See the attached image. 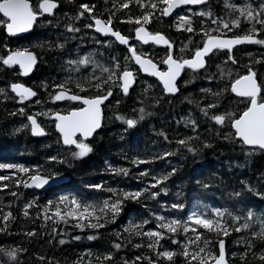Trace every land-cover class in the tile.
Returning <instances> with one entry per match:
<instances>
[{"label": "trees", "instance_id": "16d2710c", "mask_svg": "<svg viewBox=\"0 0 264 264\" xmlns=\"http://www.w3.org/2000/svg\"><path fill=\"white\" fill-rule=\"evenodd\" d=\"M120 2L123 0H117V7ZM81 3L95 5L94 12L97 15L102 13L101 19H106L109 15L105 11L106 8L113 9V0H57V10L52 15L38 17L32 31L25 37L9 38L4 27L0 26V54H6L9 49L26 48L32 51L37 59L33 73L27 78L21 77L16 67L5 66L0 62V87L5 88V93H0V163H20L29 168L32 165H40L44 170L59 172L58 177L68 178L67 183L39 193L24 188V181L30 178L29 173H21L16 169H2L0 172V175L9 177L7 180H0V185H7L0 188V228L7 225L6 232H0V245H19L26 249L27 251L22 254L23 264H57V262L84 264L86 260H90L88 264H101L100 258L108 251L113 255L111 260L104 261V264H124L125 260L133 262L134 257L142 253L155 259V255L144 246L149 242L147 237H137L124 231L130 223L147 219L149 223L142 229L146 231L149 228H156L155 216L150 213L186 218L189 211H210L213 206L232 207L239 198L232 197L231 193L233 187L240 190L241 179L250 180L256 189L264 191V179H261L264 177V152L259 149L252 151L233 140L228 135L232 130L227 122L223 126L216 125L215 122L207 120L197 106V104L203 107L207 103H217L219 112L231 111L234 114L243 110L244 99L235 97L230 91L221 93L218 97L212 95L229 84L228 76L218 79L221 73L217 65H221L225 72L232 69L231 78H235L237 74H245L250 66L256 73L258 83L264 81V47L256 43L231 49L230 54L235 59V64L227 59L229 50L222 49L214 50L206 57L204 68L183 70L177 85L178 94L175 96L164 94L156 80L143 77L140 73L136 75L135 86L127 95L113 84L112 95L103 107L102 127L91 140L86 141L91 146V151L82 157H73L70 154L71 151L76 150L74 146L71 148L62 146L51 115L36 116L46 136L39 139L30 136L27 115L30 114L31 108L39 113L48 112L50 109L63 111L77 103L67 100L52 101L48 97L50 93L54 94L59 90L51 87L53 83L59 84L68 77L75 78L73 65L68 61L78 59V51L80 54L87 53L94 47L90 46V41L81 35H93L98 41H105L94 34L91 28L84 27L85 24L92 23L87 13L79 20L75 19V13ZM224 4L223 0H209L203 8L210 9L214 16H222L226 11ZM141 12L138 5L131 1L126 9L116 11L111 27L114 26L121 31V34L128 35L129 44H135L138 50L142 48L143 51L148 52V57L156 62L157 59L165 57L167 49H160L154 45L141 46L136 43L133 40V29L136 25L121 19L125 14L137 16ZM171 20L172 18L152 19L150 25L146 27L150 31H160L165 34L173 44L174 54L184 48L187 42L188 48L184 50V55L190 57L192 50L201 41L203 33L193 34L175 30L168 25ZM68 23H72L79 31H69L65 27ZM204 25L206 28H215L207 23ZM200 26L201 24L196 22L193 28ZM246 29L247 26L241 24L239 29H233L227 35L243 33ZM257 35L259 39L264 38V34ZM190 36L191 40H189ZM108 41V46L97 45L94 48L101 49L104 63L106 58L115 56L123 65L124 56L130 55L127 53V46ZM57 45L61 46L57 47ZM199 46H202V43H199ZM99 55L100 53L97 52V56ZM99 60L97 57L96 61ZM249 61L252 63L249 64ZM158 65L163 67L162 64L158 63ZM129 66L135 68L131 61ZM207 75H212L213 79H207ZM12 82L31 87L36 92L35 100L19 101V98L10 91L9 84ZM65 87L72 92L78 91L73 83H68ZM201 89H211V92H204ZM97 91L99 90L87 88L81 94L93 95ZM36 100H40L41 103L33 105ZM154 100L158 103H154ZM141 106L148 115L139 120L135 126L128 127L123 121L116 119L117 114L136 115V110ZM21 107L24 108L23 115L19 112ZM187 118L196 121L198 127L195 133L191 124L186 126ZM22 125L27 126L22 127ZM161 132L168 136L167 141L160 135ZM184 136H198V139L190 141L197 148L196 152H187L181 147L176 155L151 159L149 163H132L134 157L149 160L165 149H176L175 140ZM169 141L172 143L170 144ZM205 141L207 147L204 146ZM50 155L58 159L49 160ZM109 166L126 168L128 174L117 175L109 170ZM173 167L176 168L175 173L152 189L158 191L163 186L168 189L166 193H159L154 199L124 200L121 211L115 218L111 216L101 218L100 228H78L77 220L72 217H68L67 222L45 219L46 215L48 217L53 215L41 211L47 201L56 202L61 196H77L85 201H96L111 195L107 191L90 187L97 183H102L105 187L128 190L144 187L145 182L151 181L153 175L166 173ZM145 168L149 170V175L138 179L139 173ZM11 173L16 175L12 176ZM16 179H20L22 183L15 184ZM198 181L207 187H202L197 183ZM29 202H31L30 206L25 209L24 205ZM177 202L184 204L185 207L171 208V205ZM66 203L67 201L60 205L62 212L65 211ZM204 205L208 208H204ZM236 206L252 207L257 212L264 211V199L253 192L245 191L242 202ZM25 211L28 215H24ZM7 212H11V217L5 221L3 215ZM228 223L230 224L231 221L229 220ZM32 230H35L34 235H26ZM197 230L202 236L198 243L202 244L203 239L207 237L215 241L214 233H209L200 227H197ZM117 232L121 234L120 237L116 236ZM90 235L94 239H87ZM242 235H244L243 230L239 233L231 231L227 236L221 237L225 241L226 259L229 264H245V261H241L238 256L231 255L232 252L244 251V245L236 243L238 237ZM77 236L80 237L79 240L73 239ZM192 238L195 240L194 236ZM61 239L64 241L63 244L59 243ZM177 239H184V234L178 231ZM113 241L123 244V247L113 249ZM161 243L165 248L177 249L175 264H185L184 257L178 254L179 244L174 245L167 238H162ZM133 244L142 246L134 248ZM258 248L259 244H257ZM212 250L218 253V245L213 243ZM38 256H44L45 259L40 261ZM48 257L52 259L49 260ZM134 264H148V262L137 261ZM247 264H259V262L249 255Z\"/></svg>", "mask_w": 264, "mask_h": 264}, {"label": "snow or ice", "instance_id": "6c2138e0", "mask_svg": "<svg viewBox=\"0 0 264 264\" xmlns=\"http://www.w3.org/2000/svg\"><path fill=\"white\" fill-rule=\"evenodd\" d=\"M204 0H136V4L142 10L140 15L132 16L125 14L121 17L122 20L126 19L130 24L135 23L134 32L138 41L143 44H147L148 41H152L156 45H167L166 55L162 59H158L154 62L153 59L147 58L148 53L137 49L135 44H129L130 37L128 35L121 34L119 29L114 26L113 19L116 16V11L120 9H126L131 3V0H123L117 7V0H113V9H105L109 13L106 19H101V15H97L94 12L95 5H89L88 3H81L78 10L75 13V19L79 20L84 17L85 13L88 14L91 21L94 23H87L85 28H93L101 34H110L122 45L127 46V53L124 56V63L115 57H111V63L109 66H104L91 58L90 53H86L84 56L79 57L77 60L68 61L70 65L76 67L73 71L79 70L81 65H92L93 71H88L81 77H68L61 81V83H53L51 87L53 89H59L55 93L49 94V99L52 101H72L77 102L70 105L67 109L61 110H49L43 113H33L27 115V121L30 122L31 132L33 135L43 134L44 128L37 122V115H44L55 118V129L59 133V139L62 140L65 146H75V151H71L73 157H82L91 151V146L85 142L84 138L93 135L94 131L101 126L102 120V103L112 95L113 84H115L125 95L129 93V88L136 79V75L140 72L148 73L158 79L162 85V91L164 93H176L177 92V77L181 75L182 70L192 69L197 70L204 68L205 57L213 50H229L227 59L236 63L232 57L231 49L233 45L241 44L243 42L256 43L264 45V39H259L257 34H264V0H244L242 3H235V0H225V7L229 10L222 16H213V13L209 11H201L196 15L204 16L211 19L212 25L215 28L204 25V21H201L199 28H193L192 20L189 16H178L180 21L175 24L177 29L183 28L189 33H203L201 41L202 46L198 45L192 50L190 57H185L184 50L188 48V43L184 44V48L180 49L178 53L173 52V44L165 34L160 31H150L147 25H150L152 19H162L167 17L180 5H199ZM57 7V0H0V26L4 27L7 33L16 34L25 32L33 27L37 17L43 16L47 13L53 14V9ZM191 11V9H189ZM72 19L71 17L69 18ZM248 24L247 29L243 33L227 35L231 33L233 29H239L241 22ZM65 27L71 31L76 32L79 29L74 28L72 23H68ZM223 30V31H222ZM215 33V34H213ZM191 40V36L189 37ZM101 43V41H97ZM104 44H109L108 40L103 41ZM61 45H57L60 47ZM7 49V45L4 46ZM36 61L34 54L25 49L16 48L9 49L6 54H0V62L5 66L18 65L21 74H27L32 71V66ZM129 61H134L138 68H132L129 66ZM158 63L163 67H158ZM252 61H249L251 64ZM220 70L221 76L229 77V84L221 88L219 92L212 93L213 96H219L221 93L230 91L239 97L244 98L243 110L238 114H234L231 111L219 112L217 110V103H207L203 107L197 104L200 113L209 121L215 122L218 126H223L225 122L228 123L230 129L234 130L229 133L233 140L239 142L243 146H248L250 150L254 151L259 149L264 152V81L258 83L256 73L252 67H248L245 74H237L235 78H231L232 69L227 72L217 65ZM98 70V71H96ZM207 79H213L212 75H207ZM95 82V83H93ZM73 83L76 92L70 91L65 87L66 84ZM187 83V81H185ZM9 87L13 93L19 98V101L23 102L30 97L36 96V92L31 87H26L23 83L12 82ZM46 87V86H45ZM87 88H93L99 90L93 95L81 94L86 91ZM145 91H147L145 89ZM204 92H211V89H201ZM0 93H5V88L0 87ZM154 103L158 101L154 100ZM190 103L192 101H189ZM35 103L40 104V100H36ZM119 103V101H117ZM20 114H24V108L19 109ZM148 113L145 108L141 106L136 110V115L125 116L116 115V119L123 121L128 127H133L139 120H142ZM187 124L192 125L193 133L196 132L198 125L196 121L190 118L186 119ZM27 125H22L26 127ZM19 131V129H17ZM79 134V135H77ZM160 135L167 141L168 136L161 132ZM198 139V136H184L176 139V149H165L159 154L154 155L149 160H141L137 157L132 159V163H149L151 159H161L163 157H169L176 155L181 147L185 148L187 152H196L197 148L194 147L190 141ZM171 144L172 141H169ZM204 146L207 147V142H204ZM49 160L55 161L58 159L56 156H48ZM62 160V158H60ZM107 163V162H106ZM0 169H16L21 173H29L30 181L25 183V187L34 185L36 188H40L42 185L47 184L49 181H54L60 174L57 171L51 169L44 170L40 165H32L31 168L26 167L20 163H0ZM109 170L117 175L123 173L128 174L126 168H113L109 166ZM176 168L173 167L171 171L166 173H160L153 175L151 181H146L144 187H139L134 190L123 189L119 187H105L102 183L90 185V187L107 191L111 193L110 196L105 197L103 200L85 201L79 199L77 196H61L58 201L54 202L49 200L41 211L47 213L51 211L54 215L52 217L45 216V219H53L56 221L63 220L67 222L68 217H72L77 220L76 227L83 228H100L102 227L101 218H107L115 216L121 211L124 200H138L139 199H154L159 193H166L168 189L161 186L159 190L155 189L156 185H160L162 181H166L170 175L175 173ZM42 172L44 174H42ZM15 176L16 173H11ZM149 175V170L144 169L139 173L138 179ZM9 177L0 175V180H7ZM264 179V177H261ZM15 184L22 183L20 179H16ZM202 187H207L201 181H198ZM240 190H236L233 187L231 196L239 198L236 204H239L243 200L245 191L253 192L258 197L264 199V191L256 189L252 182L248 179L239 180ZM7 187L6 184L0 185V188ZM15 193H13L14 195ZM67 201L64 204L65 211H61V203ZM11 202H9L10 204ZM31 202L26 203L24 208L27 209ZM234 204L232 207H211L210 211H189L186 218L165 217L156 213H150L155 216L156 228H149L146 231H142L144 225L148 224L147 219H142L137 223H130L124 231L130 235L137 237H147L148 243L144 246L155 255V259L145 256L143 253L134 257L133 262L127 260L124 264H134L137 261H147L148 264H175V256L177 255V249L165 248L161 243L162 238L171 240L172 244H179V255L184 257L185 264H229L226 259L225 253V241L221 237L227 236L229 232L235 231L237 233L243 230L244 235L238 237L236 243H242L244 245V251L232 252L233 257L238 256L241 261H245L247 264V257H251L258 261L259 264H264V211L257 212L252 207L245 206L244 208L237 207ZM54 205V206H53ZM52 206V207H50ZM163 207V205H161ZM185 205L181 203H173L171 208L182 209ZM208 208L207 205L203 206ZM24 215H28L25 211ZM11 217V212H7L3 215V219L7 221ZM87 217V220H86ZM231 221L229 224L228 221ZM80 221H86V223H80ZM197 227L207 230L209 233L215 234V241L211 237L203 239V243H198L202 236L197 230ZM7 225L0 228V232H6ZM55 231V229H53ZM182 232L184 239L178 240L177 233ZM191 233V235H189ZM35 234V230H32L26 235L32 236ZM120 233L117 232L116 236L120 237ZM195 237L193 240L192 237ZM73 239L79 240L80 237H73ZM87 239H94L93 236H88ZM51 242V241H49ZM59 243L63 244L61 239ZM218 245V253L212 250V245ZM257 244L259 248L257 249ZM134 248H139L141 244H133ZM191 246V247H190ZM123 244L112 242L113 249H120ZM162 249V250H161ZM253 249H257L253 251ZM27 250L19 245H0V264H23L22 254ZM113 253L111 251L106 252L100 259L101 264L104 261L111 260ZM40 261L45 259L44 256H38ZM51 260V257H48ZM58 264V262H57Z\"/></svg>", "mask_w": 264, "mask_h": 264}, {"label": "water", "instance_id": "95a60500", "mask_svg": "<svg viewBox=\"0 0 264 264\" xmlns=\"http://www.w3.org/2000/svg\"><path fill=\"white\" fill-rule=\"evenodd\" d=\"M208 1H209V0H204V2H203L202 4H199V5H180V6H178L176 9H173V12L170 13L167 17H163V18H164V19H168V18H170L172 15H174V14L180 12L182 9H186V8H197V7L205 6V5L208 3ZM57 8H58V4H57V7H56L55 9H53V13H54V11L57 10ZM43 15H49V14L45 13V14H43ZM51 15H52V14H51ZM37 18H38V17H37ZM36 20H37V19H36ZM35 22H36V21H35ZM35 22H34V24H35ZM93 23H94V21H93ZM34 24H33V26H34ZM110 27H111V26H110ZM32 29H33V27H32L31 29H28V30L25 31V32L16 33V34H9V33H7L6 30H5V33H6V35H7L9 38H12V39H15V38H22V37H25V36L29 35L30 32L32 31ZM93 32H94L95 34H97L98 36H100L101 38H109V39H112L114 42L120 44V43H119L118 41H116L115 38L112 37L110 34H101V33L97 32V31L95 30V27H93ZM133 39H134L135 42H137L138 44L143 45V46H145V45H154V46H157V47L160 48V49H167V45H162V44H161V45H156V44H154L152 41H148L147 44H143L142 42H140V41H138V40L136 39V37H135V32H134ZM244 44H251V43H249V42H243V43H241V44L233 45L232 49H233L234 47H236V46H240V45H244ZM121 45H122V44H121ZM213 51H214V50H213ZM31 52H32V51H31ZM32 53H33V52H32ZM33 54H34V53H33ZM210 54H212V52H211V53H208L206 57H208ZM34 56H35V54H34ZM206 57H205V60H206ZM147 58H148V57H147ZM131 62H132V65H133L135 68H138V65H135L134 61H131ZM36 64H37V59H36L35 63H34L33 66H32V71L29 72V73H27V74H21L18 65H12V66H14V67H16V68L18 69V71L20 72L21 77H23V78H27V77L31 76V74L33 73ZM158 67H159V66H158ZM186 69H187V68H186ZM197 70H198V69H197ZM182 73H183V70H182V72H181V75H180L179 77H177V82H178V83H179V81H180V79H181ZM140 75L143 76V77H146V78H150V79L156 80V81L160 84V82L158 81V79H157L156 77L151 76V75L148 74V73L140 72ZM135 83H136V79L134 80L133 84L130 86V88H129V92H130V91L132 90V88L135 86ZM178 83H177V85H178ZM160 86H161V88H162V85H161V84H160ZM26 87H28V86H26ZM177 89H178V87H177ZM10 91H11V89H10ZM121 91H122V90H121ZM11 92H12V91H11ZM122 92H123V91H122ZM12 94H14V96H16L15 93L12 92ZM164 94L175 96V95L178 94V90H177L176 93H171V94H169V93H164ZM232 94H233L235 97H237V98L244 99V98H242V97L237 96V95L234 94V93H232ZM16 97H17V96H16ZM35 98H36V96H34V97H30L28 100H25V101H26V102L34 101ZM108 99H109V97H108V98L102 103V106H101V108H102V120H101V126H100L98 129H96V130L94 131V133H93L92 136L87 137V138H84V139H85V142L91 140V139L93 138V136H94V135H95V134L101 129V127H102V123H103V107H104V105L106 104V102L108 101ZM51 119L54 121V128H55V118L51 116ZM37 122H38V121H37ZM28 127H29V133H30V136H31L32 138H34V139H39V138H44V137L46 136L45 131H44L43 134L33 135L32 132H31V125H30V122H28ZM231 130H232V129H231ZM55 131H56V133H57L58 136H59V133L57 132L56 129H55ZM233 131H234V130H232V132H233ZM77 135H79V134H77ZM60 141H61L62 146L65 147V148H71V147H73V146H65V145H63L62 140H60ZM245 147H246V148H249L248 146H245ZM0 172H2V169H0ZM29 181H30V179H29L27 182H29ZM27 182H26V183H27ZM67 182H68V178H67V177L60 176V177H57L54 181H49L47 184L42 185L40 188H36L34 185H32V186H30V187H25V184H24V188H27V189H30V190H35V191H37V192H39V193H42V192H45V191H47V190H49V189H52V188L58 187V186H60V185H62V184H64V183H67ZM225 253H226V251H225Z\"/></svg>", "mask_w": 264, "mask_h": 264}, {"label": "rangeland", "instance_id": "374dc122", "mask_svg": "<svg viewBox=\"0 0 264 264\" xmlns=\"http://www.w3.org/2000/svg\"><path fill=\"white\" fill-rule=\"evenodd\" d=\"M133 3H135L136 4V0H131ZM223 2L225 3V0H223ZM242 2H244V0H237V1H235V3H242ZM224 9L226 10L225 11V13H227L229 10L225 7V4H224ZM209 11L210 9H208V8H197V9H191V11H189V9H185V10H183V11H181V12H179L178 14H176L173 18H172V20H171V22L168 24L169 26L171 25L175 30H179V31H185L183 28H181V29H177L176 27H175V24L176 23H179L180 21L177 19V17L178 16H184V15H187V16H189L190 18H191V20H192V25L194 26V23H196V22H199L200 24H201V21L203 20L204 21V23H207L208 25H212V23H211V19L210 18H207V17H204V16H200V15H196V13H199V12H201V11ZM211 11V10H210ZM214 16V15H213ZM215 17V16H214ZM134 23V22H133ZM135 24V23H134ZM241 24H245L247 27H248V24L246 23V22H241ZM213 26H215V25H213ZM92 29V28H91ZM93 31V30H92ZM223 31V30H222ZM81 37H83V38H87L89 41H90V43H89V45L90 46H94V47H97V45L98 46H100V47H102L103 45L104 46H108L109 44H104L103 42H101V43H97V41H98V39H96V37H94L93 35H81ZM81 37H79V38H81ZM262 39H264V38H262ZM104 40V39H103ZM258 46H261V47H264V45H261V44H257ZM83 46V45H82ZM92 48L91 49V51H89V52H87V53H90L91 54V58L93 59V60H95L96 61V59H97V57H98V59H100L99 61H98V63H100V64H103L104 66H109V64L111 63V57H109V58H106V62L104 63L103 62V58H102V51H101V49H99V48ZM97 52L98 53H100V55L99 56H97ZM148 53V52H147ZM78 54H79V57H82V56H84L86 53H84V52H82L81 54L79 53V51H78ZM77 54V55H78ZM78 57V58H79ZM152 57H153V55H152ZM102 59V60H101ZM77 60V59H76ZM158 60V59H157ZM157 60H156V62H157ZM133 66V65H132ZM76 66L75 65H73V69L75 68ZM134 67V66H133ZM93 70H95V69H93L92 68V65L91 64H89V65H81L80 67H79V70H77V71H74V75H75V77H81V76H83V75H85L88 71H93ZM96 71H98V70H96ZM136 78H137V76H136ZM37 103H35L34 102V104L33 105H36ZM33 113H39L36 109H32L31 108V110H30V114H33ZM37 116H39V115H37ZM27 125H28V121H27ZM75 147V146H74ZM30 179V178H29ZM29 179H27V181L29 180ZM27 181H24L25 183L27 182ZM54 205H55V202H54ZM53 205V206H54ZM50 207H52V206H50ZM50 214H52V215H54L51 211H48ZM88 263H90V260H86V262L84 263V264H88ZM79 264H81V263H79Z\"/></svg>", "mask_w": 264, "mask_h": 264}, {"label": "flooded vegetation", "instance_id": "af4514ba", "mask_svg": "<svg viewBox=\"0 0 264 264\" xmlns=\"http://www.w3.org/2000/svg\"><path fill=\"white\" fill-rule=\"evenodd\" d=\"M206 6V5H205ZM204 6H202V7H197V8H203ZM197 8H186V9H197ZM183 10H185V9H182L181 11H183ZM180 11V12H181ZM179 13V12H178ZM178 13H176V14H178ZM176 14H174V15H172L170 18H173ZM169 19V18H168ZM111 26V25H110ZM97 35V34H96ZM133 36H134V33H133ZM100 37V36H99ZM102 39H104V40H110V41H112V42H114L112 39H109V38H102ZM134 40V39H133ZM116 43V42H115ZM118 44V43H117ZM121 45V44H120ZM141 46H143V45H141ZM157 47V46H156ZM149 58V57H148ZM159 66V65H158Z\"/></svg>", "mask_w": 264, "mask_h": 264}, {"label": "bare ground", "instance_id": "6f19581e", "mask_svg": "<svg viewBox=\"0 0 264 264\" xmlns=\"http://www.w3.org/2000/svg\"><path fill=\"white\" fill-rule=\"evenodd\" d=\"M92 23H93V21H92ZM92 30H93V28H92ZM94 33V32H93ZM134 33V32H133ZM95 34V33H94ZM101 38V37H100Z\"/></svg>", "mask_w": 264, "mask_h": 264}]
</instances>
